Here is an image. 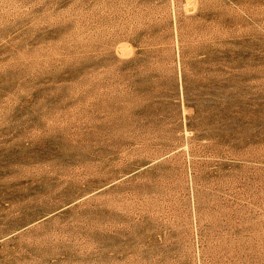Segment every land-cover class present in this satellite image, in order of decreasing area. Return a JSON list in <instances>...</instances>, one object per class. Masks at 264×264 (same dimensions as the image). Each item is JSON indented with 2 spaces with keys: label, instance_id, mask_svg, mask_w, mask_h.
<instances>
[{
  "label": "rangeland",
  "instance_id": "374dc122",
  "mask_svg": "<svg viewBox=\"0 0 264 264\" xmlns=\"http://www.w3.org/2000/svg\"><path fill=\"white\" fill-rule=\"evenodd\" d=\"M0 264H264V0H0Z\"/></svg>",
  "mask_w": 264,
  "mask_h": 264
}]
</instances>
